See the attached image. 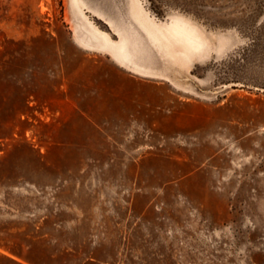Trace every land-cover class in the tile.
I'll list each match as a JSON object with an SVG mask.
<instances>
[{"label": "rangeland", "instance_id": "rangeland-1", "mask_svg": "<svg viewBox=\"0 0 264 264\" xmlns=\"http://www.w3.org/2000/svg\"><path fill=\"white\" fill-rule=\"evenodd\" d=\"M0 264H264V0H0Z\"/></svg>", "mask_w": 264, "mask_h": 264}, {"label": "bare ground", "instance_id": "bare-ground-1", "mask_svg": "<svg viewBox=\"0 0 264 264\" xmlns=\"http://www.w3.org/2000/svg\"><path fill=\"white\" fill-rule=\"evenodd\" d=\"M109 23L111 24V22ZM160 33H162L166 38L182 44L185 48L191 51L199 50L203 46V41L196 34V32L191 29L190 26L180 21L173 22L166 28V31H164V33L162 32V30L160 31ZM135 35L136 31L133 29L132 32L123 34V41L127 44H130V41H134L138 45V40L136 39ZM121 51L122 53L124 52V54H126V44L121 48Z\"/></svg>", "mask_w": 264, "mask_h": 264}, {"label": "crops", "instance_id": "crops-1", "mask_svg": "<svg viewBox=\"0 0 264 264\" xmlns=\"http://www.w3.org/2000/svg\"><path fill=\"white\" fill-rule=\"evenodd\" d=\"M77 115V114H76ZM77 116H79V115H77Z\"/></svg>", "mask_w": 264, "mask_h": 264}]
</instances>
